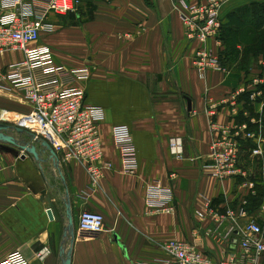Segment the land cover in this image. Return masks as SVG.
Returning a JSON list of instances; mask_svg holds the SVG:
<instances>
[{
    "label": "crops",
    "instance_id": "1",
    "mask_svg": "<svg viewBox=\"0 0 264 264\" xmlns=\"http://www.w3.org/2000/svg\"><path fill=\"white\" fill-rule=\"evenodd\" d=\"M78 1L75 13H47L54 31L31 46L49 48L59 66L90 73L77 86L85 92V103L103 112L98 127L101 164L110 163L111 169L91 187L81 163L51 159L32 139L26 141L35 146L37 160L0 148V261L19 252L30 264H62L64 250L70 251V264H140L169 260L163 249L169 241L196 242L209 257L223 259L235 250L240 234L233 233L230 247L222 238L223 228L215 231L216 216L242 209L264 227V142L262 155L256 157L248 153L255 145L244 142L248 148L240 153V167L245 177L217 180L203 175L201 165L214 137L208 129L209 112H214L218 124H246L264 139L263 55L236 44L238 58H224L228 74L208 70L200 78L192 66L198 44L187 37L174 0ZM262 3L228 0L220 8L222 25L235 13L245 23L229 34L242 38L252 28L251 17L245 18L248 14L241 9ZM33 5L38 11L45 7L43 0ZM228 47L208 44L218 55ZM12 54L19 58H10ZM22 56L20 51L0 55V71ZM185 98L190 100V112ZM1 105L19 115L30 109L28 101L13 91L0 90ZM116 126H125L133 139L137 159L133 175L122 173L112 140ZM148 186L172 190L174 214L150 213L144 204ZM196 210L202 220L193 217ZM67 211L73 238L65 231ZM84 211L104 219L96 238L78 234L77 220ZM43 249L49 254L39 261L36 255Z\"/></svg>",
    "mask_w": 264,
    "mask_h": 264
},
{
    "label": "built area",
    "instance_id": "2",
    "mask_svg": "<svg viewBox=\"0 0 264 264\" xmlns=\"http://www.w3.org/2000/svg\"><path fill=\"white\" fill-rule=\"evenodd\" d=\"M29 1H32L31 3ZM39 0H0V55L20 51L22 60L8 64L0 71V90L13 91L28 101L30 109L13 118L4 110L1 123L8 124L33 136V142H46L55 156L63 161H76L84 166L90 186H96L104 171L110 170V163H103V150L99 135V124L103 112L98 107L85 103V92L78 87L79 82L89 78L86 69L68 70L57 65L49 48L32 47L44 34L54 31V26L46 20L47 13L64 16L77 12L78 0H43L45 7L38 11L33 5ZM228 0H206L191 3L174 0L180 21L187 37L198 44L192 58V66L200 78L208 70L228 74L221 66L218 53L208 48L210 42L220 48L219 30L222 25L220 8ZM33 3V4H32ZM175 6V4H174ZM4 112V113H3ZM9 115V116H8ZM13 115V114H12ZM208 123L214 135L210 143V154L201 165L203 175L217 180L245 177L240 167V148L250 141L255 147L252 157L261 156L260 145L264 142L259 133L252 132L246 124L226 126L215 122L214 112ZM114 148L121 158L123 174L133 175L137 170L136 150L133 139L125 126L112 129ZM144 204L152 214L172 215L175 200L172 190L148 186ZM205 209L209 202L204 201ZM196 220L204 218L200 211H194ZM215 231L223 228L222 238L232 247V235L236 231L240 237L235 250L221 260H214L199 249L196 242L169 241L163 249L169 260L150 261L140 264H262L264 255V227L248 219L242 209H227L224 215L216 216ZM243 221V223H240ZM104 229L102 215L82 212L77 220V231L84 238H96ZM226 229V230H224ZM49 254L43 249L36 256L43 261ZM0 264H30L19 252L7 255Z\"/></svg>",
    "mask_w": 264,
    "mask_h": 264
},
{
    "label": "trees",
    "instance_id": "3",
    "mask_svg": "<svg viewBox=\"0 0 264 264\" xmlns=\"http://www.w3.org/2000/svg\"><path fill=\"white\" fill-rule=\"evenodd\" d=\"M241 10L242 13L248 14L245 16V18H247L248 16L251 17L248 22V26H250L252 30L249 34H243L242 38L240 39H238V36L236 34H229V30L231 31L233 29L238 30L239 28H243V25L245 23L244 20L241 19L240 22L239 18L234 17L235 13L229 17L230 19L225 25H221V28L219 30V39L221 41V44L224 46H229L218 55L221 66L226 70L227 68L225 67L224 58L226 59L227 57L229 59L235 60L240 54V51L237 49L236 44H241L243 48L255 51L257 55L262 54L264 58V3L245 6ZM243 143L241 144L240 153L242 151H246L244 149L248 148L246 146L247 143ZM251 148L252 147H250L249 149L251 150ZM250 150L248 151V153L250 152Z\"/></svg>",
    "mask_w": 264,
    "mask_h": 264
},
{
    "label": "water",
    "instance_id": "4",
    "mask_svg": "<svg viewBox=\"0 0 264 264\" xmlns=\"http://www.w3.org/2000/svg\"><path fill=\"white\" fill-rule=\"evenodd\" d=\"M186 101V108L187 112L191 111V103L190 100L185 98ZM2 115V111L0 110V117ZM15 135H18L21 137V140L18 141L14 137ZM33 136L31 134L25 133L20 129L14 128L8 124H4L0 122V148L8 153L14 154L15 156H18L20 153L19 151H22L24 153H27L28 155H31L35 160L38 159V154L36 152L35 146H33L31 143L27 142L26 140L32 139ZM40 146L45 149L51 159L56 160V156L54 152L51 150L49 145L46 142H38ZM65 208L68 209V204L66 203ZM67 218H68V227L66 228V232L69 231L70 237L73 238V231L71 229V219L70 214L68 211L66 212ZM48 216L51 217V212L48 211ZM65 232V233H66ZM62 255H64L65 259L62 261V264H70V251L65 252L62 250Z\"/></svg>",
    "mask_w": 264,
    "mask_h": 264
},
{
    "label": "rangeland",
    "instance_id": "5",
    "mask_svg": "<svg viewBox=\"0 0 264 264\" xmlns=\"http://www.w3.org/2000/svg\"><path fill=\"white\" fill-rule=\"evenodd\" d=\"M10 58H12V59H14V58L18 59L19 56L16 55V54H12V55L10 56ZM16 100H17V99H16ZM0 108H2L1 110L6 111L7 114H8V113L10 114V117L8 118L9 121H10V118H13L14 114H18L17 111H14V110H12V109H8V108L4 107L3 105H1ZM12 114H13V115H12ZM11 115H12V116H11ZM8 116H9V115H8ZM0 122H2V121H0Z\"/></svg>",
    "mask_w": 264,
    "mask_h": 264
},
{
    "label": "bare ground",
    "instance_id": "6",
    "mask_svg": "<svg viewBox=\"0 0 264 264\" xmlns=\"http://www.w3.org/2000/svg\"><path fill=\"white\" fill-rule=\"evenodd\" d=\"M3 113H4V112H3ZM3 115H5V113H4V114H2V116H3ZM11 116H12V115H11ZM4 117H5V116H3V117H2V119H5Z\"/></svg>",
    "mask_w": 264,
    "mask_h": 264
}]
</instances>
